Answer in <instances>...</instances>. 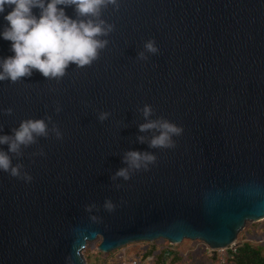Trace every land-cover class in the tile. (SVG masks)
<instances>
[{"label":"water","instance_id":"water-1","mask_svg":"<svg viewBox=\"0 0 264 264\" xmlns=\"http://www.w3.org/2000/svg\"><path fill=\"white\" fill-rule=\"evenodd\" d=\"M103 18L115 28L90 66L0 81V135L48 116L63 133L10 154L30 181L0 170V264H86L97 238L102 253L158 239L233 249L264 219V0H120ZM148 39L159 51L140 59ZM145 104L183 129L174 147L138 142L152 135L139 131ZM127 150L156 160L112 179Z\"/></svg>","mask_w":264,"mask_h":264},{"label":"clouds","instance_id":"clouds-1","mask_svg":"<svg viewBox=\"0 0 264 264\" xmlns=\"http://www.w3.org/2000/svg\"><path fill=\"white\" fill-rule=\"evenodd\" d=\"M109 6L120 8V0H0V14L6 8L11 9L4 15L8 23L0 31V37L11 42L12 56L0 58V81L16 83L24 77H30L33 70H38L47 79L59 81L66 75L70 64L78 68L90 66L99 58L100 51L109 43L107 37L115 25L103 18V11ZM73 7L75 18L66 14L65 9ZM39 9V15L34 13ZM145 51L137 55L146 60V53L156 54L159 49L154 39L144 43ZM11 114V107L3 109ZM56 111H61L58 106ZM140 111L145 122L139 124V131L151 132L150 137L138 136L139 143L147 142L149 148H171L175 146L174 136H179L183 129L164 117L151 119L154 109L145 104ZM108 111H101L98 119L103 122L109 117ZM52 117L28 118L12 129L11 135H0V145L7 144L8 150L0 149V170L10 176L30 181L32 177L23 171L22 163L13 164L12 155L23 156V149L36 144L38 138H47L54 134L63 138L59 127L49 122ZM37 155H45L41 149ZM156 156L150 151L127 150L122 161L126 167L119 168L112 179H128L130 171L147 169L154 163ZM111 208V203H106Z\"/></svg>","mask_w":264,"mask_h":264},{"label":"rangeland","instance_id":"rangeland-1","mask_svg":"<svg viewBox=\"0 0 264 264\" xmlns=\"http://www.w3.org/2000/svg\"><path fill=\"white\" fill-rule=\"evenodd\" d=\"M255 223H258L259 225H257L256 227L251 225V223H247L245 225L244 229L241 231L243 233L241 234L240 232L238 234L237 246L241 243V239L244 238L252 240L257 244L264 245V219ZM248 227H250L252 230L246 231ZM99 242L100 238H97L93 241H89L86 247L84 248L83 256L85 257L86 264L93 263L94 256L96 252L99 251L97 249ZM153 245L157 247V250L153 252V254L149 255L145 260L139 262L136 256H138L139 253H143L146 250L150 249ZM167 248L176 249L178 251L180 259H178V261H176L174 264H233L232 262H227L225 260V258L229 255L228 249L232 248L214 250L202 241L189 239H184L178 244H172L164 239H158L152 242L142 241L127 244L126 246L114 250L116 252L114 253V256L112 258H115L116 256L117 259H112V264H116L118 262L119 264H128L132 263L134 260H136V264H154V256L159 253V250H165ZM86 249H89V257L85 256ZM126 257L130 258L128 260H123V258ZM168 261L171 262V259H169Z\"/></svg>","mask_w":264,"mask_h":264},{"label":"trees","instance_id":"trees-1","mask_svg":"<svg viewBox=\"0 0 264 264\" xmlns=\"http://www.w3.org/2000/svg\"><path fill=\"white\" fill-rule=\"evenodd\" d=\"M253 226L259 225L251 223ZM251 231L252 229L248 227L246 231ZM243 232H241L242 234ZM157 250V247L154 245L150 249L146 250L143 253H139L136 258L139 262L145 260L149 255L153 254ZM116 251L104 254L100 251H97L92 264H112V258ZM228 256L225 258L227 262H232L233 264H264V245L257 244L249 239H241V243L234 249H228ZM85 256L89 257V249L85 250ZM130 257L123 258V260H128ZM88 259V258H87ZM171 259V262L168 260ZM180 259L178 251L176 249L167 248L165 250H159V253L154 256V264H174ZM169 262V263H168ZM116 264H119L116 263Z\"/></svg>","mask_w":264,"mask_h":264},{"label":"built area","instance_id":"built-area-1","mask_svg":"<svg viewBox=\"0 0 264 264\" xmlns=\"http://www.w3.org/2000/svg\"><path fill=\"white\" fill-rule=\"evenodd\" d=\"M128 264H136V260H134L132 263H128Z\"/></svg>","mask_w":264,"mask_h":264}]
</instances>
